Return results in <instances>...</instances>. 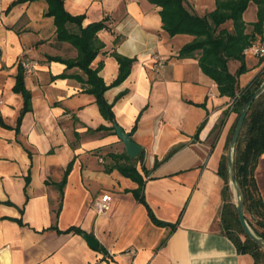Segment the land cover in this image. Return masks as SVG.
<instances>
[{"label":"crops","instance_id":"crops-1","mask_svg":"<svg viewBox=\"0 0 264 264\" xmlns=\"http://www.w3.org/2000/svg\"><path fill=\"white\" fill-rule=\"evenodd\" d=\"M17 1L0 0V264H255L223 229L219 169L237 115L198 54L179 58L194 37H170L148 0H65L67 12L85 16L84 26L105 21L98 33L105 48L91 67L107 86L119 75L114 53L135 59L129 77L104 98L144 149L136 166L145 182L140 202L137 182L106 171L114 164L108 155L125 148L87 93V76L51 60L76 59L78 50L57 40L45 1ZM188 3L200 15L216 7V0ZM244 19L257 21L255 4ZM24 54L37 66L25 76L32 110L18 128L24 100L13 88ZM263 62L246 55L241 90L264 71ZM239 66L231 61L230 72ZM255 178L264 200V155ZM105 196L109 208L99 213ZM69 229L93 236L99 248Z\"/></svg>","mask_w":264,"mask_h":264},{"label":"trees","instance_id":"trees-1","mask_svg":"<svg viewBox=\"0 0 264 264\" xmlns=\"http://www.w3.org/2000/svg\"><path fill=\"white\" fill-rule=\"evenodd\" d=\"M36 1H45L48 4L45 16L54 19L57 40L69 43L78 50L76 59L51 58V60L63 62L69 69H81L87 76L85 82L89 86L87 93L95 97L102 116L108 122L116 123L114 106L105 100L104 94L110 87L120 85L129 77L135 59L114 53L113 56L120 66L119 75L112 86H107L99 76L100 68L94 70L91 67L105 48L98 37V33L106 28L105 21L84 26L85 16H73L67 12L65 0H18L17 3ZM148 1L160 8L163 29L170 37L177 35L194 37L192 42L181 49L179 58H194L198 54L202 71L217 84L220 95L233 99L232 111L237 116L229 134V144L242 110L264 82L263 71L246 89L241 90L239 86V78L248 71L245 50L258 42L259 45L264 44V0H216L215 10L204 15L195 12L188 0ZM251 4L257 6V21L247 24L244 15ZM231 61L240 63L235 74L229 70ZM13 92L21 95L24 100V107L17 122L19 128L24 116L32 110V94L26 88L25 75L20 65ZM227 115L228 113H225V117ZM102 129L109 128L103 127L100 130ZM110 129L114 130V127ZM262 155H264V93L252 104L234 153L236 180L243 194L247 223L258 237L264 239V200L255 178V171ZM108 157L114 164L106 165V171L118 169L125 177L137 182L139 188L135 195L140 202H144L145 182L136 169L138 163L143 164L144 153L135 160H131L125 152L112 153ZM219 175L225 183L222 210L225 234L241 253H251L255 258V264H264V250L254 243L241 227L237 206L233 203L226 156L221 162ZM150 216L155 223L161 224L151 212ZM72 231L85 235L80 229H69L66 232Z\"/></svg>","mask_w":264,"mask_h":264},{"label":"water","instance_id":"water-1","mask_svg":"<svg viewBox=\"0 0 264 264\" xmlns=\"http://www.w3.org/2000/svg\"><path fill=\"white\" fill-rule=\"evenodd\" d=\"M264 93V82L263 84L255 91L251 99L247 102L242 113L238 119L235 130L233 132L232 138L230 140L229 149H228V167L230 172V182L235 191V196L237 198V214L240 220V224L245 234L259 247L264 249V239L258 237L249 224L247 223L245 216V204L242 191L237 183L236 174H235V166H234V153L236 146L238 144L245 119L248 115V112L252 106V104ZM115 133L119 140L123 143L126 154L130 157L131 160H135L142 152L143 147L137 144L131 137L129 133H126L117 123L113 124ZM86 240L94 249L99 248L98 241L91 235H85Z\"/></svg>","mask_w":264,"mask_h":264},{"label":"built area","instance_id":"built-area-1","mask_svg":"<svg viewBox=\"0 0 264 264\" xmlns=\"http://www.w3.org/2000/svg\"><path fill=\"white\" fill-rule=\"evenodd\" d=\"M245 54H252L254 56L264 57V47L254 44L250 48L245 50ZM19 65L23 69L24 75L30 76L33 74L35 67L37 66V62L29 58L27 54H24L19 61ZM4 103L5 102L3 95L0 93V110ZM110 202L111 197L105 196L101 203L98 205L99 213H105L109 208Z\"/></svg>","mask_w":264,"mask_h":264},{"label":"rangeland","instance_id":"rangeland-1","mask_svg":"<svg viewBox=\"0 0 264 264\" xmlns=\"http://www.w3.org/2000/svg\"><path fill=\"white\" fill-rule=\"evenodd\" d=\"M256 44H260L259 42L258 43H256ZM262 46H264V44H261ZM249 55V54H248ZM258 60H260L261 62H263V59H264V57H259V56H255ZM264 63V62H263ZM232 68V67H231ZM228 149L229 148H227V152H228ZM230 188H231V192H232V195H234V197H236L235 196V191H234V189H233V187H232V185H231V182H230ZM234 201H235V205L237 206V198H234Z\"/></svg>","mask_w":264,"mask_h":264}]
</instances>
